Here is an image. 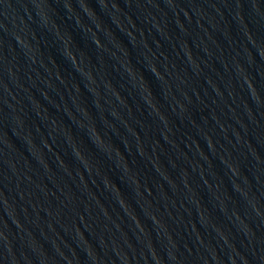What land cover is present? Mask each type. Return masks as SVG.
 I'll list each match as a JSON object with an SVG mask.
<instances>
[{"label": "water", "instance_id": "obj_1", "mask_svg": "<svg viewBox=\"0 0 264 264\" xmlns=\"http://www.w3.org/2000/svg\"><path fill=\"white\" fill-rule=\"evenodd\" d=\"M0 264H264V0H0Z\"/></svg>", "mask_w": 264, "mask_h": 264}]
</instances>
